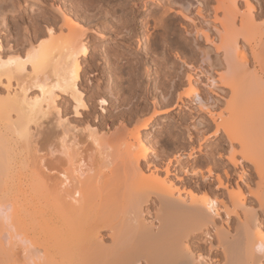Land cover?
Segmentation results:
<instances>
[{"label":"bare ground","instance_id":"obj_1","mask_svg":"<svg viewBox=\"0 0 264 264\" xmlns=\"http://www.w3.org/2000/svg\"><path fill=\"white\" fill-rule=\"evenodd\" d=\"M83 1L93 5L92 0ZM186 2L169 1L165 11L152 15L150 25L149 21L141 25L148 32L144 38L154 34L150 46L146 45L150 49L147 57L129 62L118 49L111 55L104 51L100 67L107 79L105 94L110 97L99 99L101 112H106L103 105L119 102L117 85L124 79L129 81L124 82L126 88L134 91L140 85L137 76L153 83L162 77L171 83L177 61L189 67L187 88L184 94L177 93L175 104L181 106L183 97L194 102L200 127L196 126V134L188 133V148L174 153L163 167L149 161L151 150L141 135L156 115L167 112H160L155 100L150 115L125 136L100 137L97 126H90L89 141L96 151L90 167L86 168L85 159L77 149L70 150L64 138L59 143L48 140L45 149L63 157L59 163L56 160L58 164L48 161L45 166L44 157L36 155L37 149L31 146L30 124L37 125L49 108L59 113L55 101L60 93L71 98L75 115L88 109L78 85L81 60L88 57L86 33L59 8L62 34L56 36L47 27L38 38L28 40L21 54L4 51L0 44V264H264V18L260 20L264 12L256 11L251 0H216L214 20L219 26L213 27L217 40L205 28L184 31L193 34L191 41L196 45L201 42L199 37L210 41L215 52H222L221 60L211 62L199 48L201 63L194 66L179 53L172 60L168 52L181 38H177L170 12L189 17ZM105 14L114 19L118 34L127 31V37L118 36L119 40L130 41L135 20H123L116 11ZM197 14L203 17L200 10ZM212 63H218L219 70ZM97 65L91 66L93 75L100 73ZM124 72L127 77L123 78ZM198 81L210 89L209 94ZM31 87L39 93L28 97L26 91ZM216 90L226 95H222L223 104L214 96ZM186 109L191 112L193 108ZM122 113L118 111V116ZM208 120L215 127L212 135L222 131L229 149L238 146L223 157L227 163L236 165L239 155L252 166L257 180L250 173L256 189L247 187L249 205L244 189L238 183L232 185L233 173L227 164L221 174H215V189L225 191L220 192L222 198L212 190L211 194L198 193L180 171L182 154L190 156L196 151L205 153L214 167L220 164V155L215 158L208 148L204 151L208 138L202 129ZM33 163L39 166L31 168ZM211 169H207L209 176ZM197 170L190 173L196 176ZM245 173H240V180ZM223 215L224 222L218 223Z\"/></svg>","mask_w":264,"mask_h":264},{"label":"rangeland","instance_id":"obj_2","mask_svg":"<svg viewBox=\"0 0 264 264\" xmlns=\"http://www.w3.org/2000/svg\"><path fill=\"white\" fill-rule=\"evenodd\" d=\"M92 1L93 5L87 6L86 1L83 0L79 3L73 2L72 0H0V44L4 51H10L13 54H21L22 50H24L27 46L28 40H32V38L35 39V37L38 38L40 33L45 31L47 27L50 26L55 30L56 36L62 34L63 31L60 30V25L63 24V19L58 12L59 8L64 10L66 14L74 19L76 23H78V27L86 33L84 41L86 42V46L88 48V57L81 60L82 80L78 85H80V89L83 91L84 101H86L88 109H80V115H75L74 104L71 98L67 94L60 93L61 98L56 99L55 101V106H57L59 113L56 114L53 108H49L47 109V115L41 118L37 125L34 123L30 124L31 146L37 149L38 152L36 155L44 157L45 160L42 163H44L45 166H47L49 162H53L50 164H54V162L58 164L59 158L63 157V155L58 151L49 153L45 147L48 140H53L56 141V143H59L58 140L60 141L61 138H64L65 143L70 150L72 149L75 151L77 149V151L82 155L87 163L86 168H88L96 159V151L92 148L91 141H89L90 138L88 136V129L90 126H97L99 129L98 136L101 135L100 137L110 138L117 135L119 136V134L125 136L150 115L153 109L152 101L155 100L157 102V109L159 108L161 110H159L160 112H162V110H167V112H162L156 115L150 123V126L141 131V135L151 150L149 161L158 167H163L167 159L173 156L174 153L184 152V148H188L187 146L189 145V142L187 135L189 132L196 134V126H198L197 122L201 121L200 117H197L199 112L196 111L194 102H190L188 99L183 97V103L179 102V105L181 104V106H177L175 104V102H177L178 94H184V91L187 88L185 78L189 67L182 65L179 63L180 61H177L178 66H176L177 68H174L175 70H173L175 76H173L174 79H172L171 83L162 77L155 78L156 82L153 83L149 82L150 80L143 75H136L139 79L138 84L140 85H138V88H135L134 91L126 88V84H129V81L127 82L126 79H124L121 82L122 84L125 81L127 82H125L126 84H123L125 87H122V84L117 85L119 86V88L117 87V91L121 90L117 94L119 102L116 105L113 104V101L109 105H103L106 112H101L102 102H100L99 99L104 97L109 100L110 98L107 93L105 94L104 89L107 79L105 74L101 73V68L104 65L102 62V54L104 51L107 55L117 52L126 53L125 55H127L129 62L135 61L136 57H147L146 54L150 49L146 45L151 42L150 38H152L154 34L149 38H144L145 35H148V32L145 31L144 28L142 29L141 25L146 21H149L148 23L150 25L152 23V15L159 14L163 12V10L165 11L168 2L175 0ZM176 1H187L186 3L188 4L191 12L188 13L189 17H183L181 14L170 12L178 36H175V38L177 37L179 39V37H181L177 40L179 43L172 44V47L168 50L171 55V59L175 60L176 53H179V56H182L183 58L185 57L187 60L189 59L190 62H193L192 64L194 66H198L201 63V49L202 51L208 53L211 62H219V60H221L222 52H215L214 46L210 43V41L206 42L203 37H199L201 42L196 45L195 42L191 41L193 34H187L184 31L186 29H193L195 26L197 28H205L207 29V34H209L211 38H215V40H217L218 35L213 27L219 26L214 20V6L216 5V0ZM251 1L255 5L256 11H261V13L264 12V0ZM176 6L177 5H174V7ZM199 10L202 14L201 16L203 17H200V14H197ZM112 11H116L123 20L131 18L135 20L136 23H134V25L132 24L131 27L135 26L136 28L134 29L135 32L133 33L130 41L119 40L118 36L127 37V31H122L118 34L120 29L115 26L114 19L111 18L109 14H105ZM217 14L218 16L221 15L219 11H217ZM263 18L264 14H262V18L260 20H263ZM151 31L152 29L149 30V33ZM239 44H241V41H239ZM97 63L98 68L96 71H100V73L93 75L94 72L91 73V66L93 64L96 65ZM212 64L214 65V69L218 65V63ZM205 65L206 64H202L204 68L207 67ZM215 70H219V68L217 67ZM142 71H144L143 68ZM211 72H213V70ZM122 76L123 78L127 77L125 76V72ZM198 76L200 80L207 82L204 75L198 73ZM161 81L163 82L161 83ZM12 83V88H16L17 86L15 81ZM197 83L205 93L210 90L207 86L201 85L202 83L200 81ZM1 88L3 89V87ZM140 89H143V91ZM100 92L104 93L102 94ZM216 92L219 95L215 94L214 96L218 99L220 98L219 102H222L221 104H223V97L226 95L222 94V97L220 91L216 90ZM38 93L39 90L36 87H31L26 91L28 97H33ZM207 94H209V92ZM140 95L143 96V100L139 97ZM219 102L217 103L218 105L214 106L216 111L219 110ZM186 106L193 108L192 111L190 112L187 110ZM120 110L123 111L124 114L122 113L123 115L118 116V111ZM207 123L208 124L206 126L203 124L204 129H202V134H205L208 138L203 144L206 145L204 151L208 148L211 150L213 157L217 158L219 155L221 156L217 159L218 162H220L218 165L219 167H214V164L208 157H206L205 153L196 151L191 153L192 156L182 154V158H180V161L183 162V164H181V173L184 172V177L190 181L192 189L194 187V190H197L198 193L211 194L212 191H215L217 198H222L220 192L225 193V191L223 189H215V174L218 172L221 174V167L226 166L227 164V168H229L233 173L231 179L232 185L235 187V183H238L242 190L244 189L246 204L249 205L247 187L248 185H252L251 187L256 189L254 181L249 179L250 173L254 175L251 177H254L255 181L257 180L251 164L239 159V155H236V158H238L236 165L228 164L227 160L223 157L229 153V150H237V144H234V147L229 149L222 131L218 132L219 135H212L215 128L214 124L209 120ZM227 146L228 148H226ZM30 151V159L34 160L32 157L34 152L32 153V149H30ZM36 165L39 166L37 163L31 164V168H35ZM208 167L212 168V174L210 176L207 172ZM83 169H85V167ZM187 169L189 173H185V170ZM191 169H193V171L198 169V175H192L190 173ZM242 171L246 173L243 177L244 179L240 180V173H242ZM200 172L205 177L203 180ZM86 173H88V170H86ZM50 174H54L53 171H51ZM204 183L205 185H203ZM198 184L200 185V188L198 187ZM146 217L149 219L151 218V215L148 214ZM223 219H225L224 215L222 216V220L217 219V222L219 221L218 223H220L221 221L223 223ZM103 232L104 231H102L101 234ZM104 233H106V231ZM103 236L105 237V234ZM200 244L202 247H205L204 243Z\"/></svg>","mask_w":264,"mask_h":264}]
</instances>
